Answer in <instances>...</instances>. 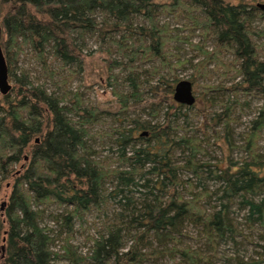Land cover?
Wrapping results in <instances>:
<instances>
[{
  "label": "trees",
  "instance_id": "obj_1",
  "mask_svg": "<svg viewBox=\"0 0 264 264\" xmlns=\"http://www.w3.org/2000/svg\"><path fill=\"white\" fill-rule=\"evenodd\" d=\"M253 10L259 6L240 0H0L6 32L2 51L8 81L11 76L14 80L6 93L0 92V183H11L7 204L0 209V264H84L86 256L71 242L75 218L82 220L111 198L117 199L122 211L106 234L95 239L90 255L95 264H144L160 256L199 264L202 254L197 249L177 245L186 223L198 228L213 247L232 231L227 212L235 202L247 209L249 223L264 224V201L259 200L264 194V156L257 149L264 128V53L256 42L264 39V28L252 26L257 14ZM173 12L185 14L189 30L198 29L214 39L211 48L194 44L201 55L195 63L197 77L211 63L222 69L237 64V72L247 82L244 90L263 99L245 135L246 143L241 145L244 156L231 167L209 170L210 166L195 160L201 145L186 134L173 136L168 116L162 123L134 117L127 119L130 127H125L128 123L119 127L116 137L124 169L106 166L94 158L87 144L97 107L84 106L81 90L57 91L56 87L83 70V51L88 39L95 37L107 69L127 70L125 80L132 89L117 92V107H153L157 100L143 95L135 71L157 72L158 66L140 67L156 60L174 68L169 41L176 33L168 21L159 18L161 13ZM24 49L46 80L33 79L24 69L18 74L12 71L15 57ZM114 51L118 57H111ZM225 51L233 55L232 63L223 58ZM62 69L67 70L64 77ZM162 82L167 94L173 92L164 74L152 88ZM224 109L215 121L223 123L227 134L230 106ZM135 130H140L139 137L145 142H134ZM177 149L189 150V155L184 160L179 155L173 159ZM206 170L222 188L220 208L212 207L209 213L203 204L209 192L202 184ZM180 171L194 177L202 188L197 189L189 179L182 188ZM136 177L143 183H137ZM114 180L108 191L106 185ZM129 186L140 187V201L129 195ZM51 205L66 210L54 216L66 228L57 251L50 227L41 223Z\"/></svg>",
  "mask_w": 264,
  "mask_h": 264
},
{
  "label": "rangeland",
  "instance_id": "obj_2",
  "mask_svg": "<svg viewBox=\"0 0 264 264\" xmlns=\"http://www.w3.org/2000/svg\"><path fill=\"white\" fill-rule=\"evenodd\" d=\"M154 1L162 2L166 0ZM228 1L237 3L239 0ZM240 1H244L250 6L252 4L259 6V10H253V13L256 12L257 14H254L252 26L264 28V15L261 14L264 12V6H261L264 5V0ZM183 14L173 12L159 15L161 22L168 21L171 29L176 33V37L169 41V59L174 68L169 69L156 60L141 63L140 67L142 70L143 68L151 70L154 66H158L157 72L135 71L142 84L143 95L157 100L153 107L135 108L134 110H132L133 108L122 110L117 107V92L132 89L125 80L127 70H120L119 67L107 69L105 54L98 48L99 40L95 37L89 38L85 46L83 51L84 65L80 73L71 75V78H66L64 82L59 83L58 87L52 82L47 83L51 88L56 87L57 91L74 92L77 89L81 90L84 92V106L87 109L97 107L94 116L95 121L88 128L87 144L94 158L106 166L119 170L124 169L125 164L120 158L122 150L116 137L119 127L126 125V123L128 125L125 127H130L132 124L127 119L134 117H138L139 121L150 120L151 122L162 123L168 116L173 136L186 134L194 137L201 145L202 152L196 154L195 160L196 163L210 166L209 170L215 167H231L233 163L238 162L244 156L241 145L246 143L245 135L249 131L252 121L257 117L263 99L257 93L244 90L243 87L247 85V82L237 72V64H230L222 69L214 67V63H211L207 66L204 74L199 77L196 76L195 63L201 58V55L194 44L199 43L211 48L214 39L209 33L198 29L189 30L187 19ZM0 27V44L2 48L6 32L1 16ZM256 42L263 48L262 53H264V39L257 38ZM111 57H118L117 52L114 51ZM223 58L232 63L233 55L225 51ZM15 59L16 62L12 65V71L18 74L21 69H24L29 72L33 79L46 80V76L42 74L39 64L28 49H24ZM60 72L61 76L64 77L67 70L62 69ZM109 73H112L113 76L108 77ZM160 74H164L168 78V83L172 84L173 88L179 79L194 80L192 83V91L195 96L194 102L190 105L183 104L182 107H178L177 105L180 103L173 99V92L167 94L164 82L160 83L157 89L152 88L157 84ZM56 79L58 78L56 77ZM9 82L10 84L14 83L12 76L9 77ZM211 86L217 87L210 89ZM171 100H173V104H170L169 101ZM225 104L230 106L227 134L223 123L215 121V116L225 110ZM213 129H216L215 134ZM139 131L135 130L134 132L136 139L134 142L138 144L146 140L139 137ZM257 149L259 154L264 156V128L258 139ZM129 153L127 150L126 154ZM178 155L181 160H184L189 155V150L177 149L172 158L174 159ZM178 176L182 180V188L185 186L183 184L187 179L191 180L197 189L202 188L197 180L188 173L180 171ZM203 176L206 180L202 184L209 189L208 197L203 199V204L206 212L209 213L212 207L220 208L221 200L219 196L222 188L221 183L213 179L208 170ZM9 181L4 180L0 183V209H3L8 201L11 191ZM135 181L140 184L143 183V180L138 177L135 178ZM114 182L115 180L106 185L108 191L113 189ZM129 188L131 189L129 195H133L135 201H140L138 197L140 187L129 186L127 189ZM260 199L264 201V194ZM116 202L117 199L111 198L107 204L99 208H92L83 216L82 220L75 218L71 242L77 245L78 250L86 256L84 264H95V261L90 257L93 243L95 239H99L106 234L108 226L115 221L117 213L122 211V207ZM65 211L64 208L51 205L45 209L42 217V225L49 226L51 235L55 237V251L60 249L66 228L54 221V216ZM227 216L232 231L227 233L225 238L218 241L213 247L207 243L198 228L188 223H186L187 225L183 229L184 235L180 237L177 245L186 247L189 250L197 249L202 254L199 264H264V224H261L258 220L249 223L246 218L247 209L241 208L237 202L231 204ZM152 245L156 246L155 243ZM170 245L168 244V247ZM144 264L187 263L180 262L177 257L173 260L168 256H160Z\"/></svg>",
  "mask_w": 264,
  "mask_h": 264
},
{
  "label": "water",
  "instance_id": "obj_3",
  "mask_svg": "<svg viewBox=\"0 0 264 264\" xmlns=\"http://www.w3.org/2000/svg\"><path fill=\"white\" fill-rule=\"evenodd\" d=\"M0 36H1V27H0ZM9 88H10V83L8 81V73H7L5 57L0 45V92L6 93V91ZM172 97L178 103H182L186 105L192 104L195 100V96L192 91V81L187 78L179 79L174 84Z\"/></svg>",
  "mask_w": 264,
  "mask_h": 264
}]
</instances>
